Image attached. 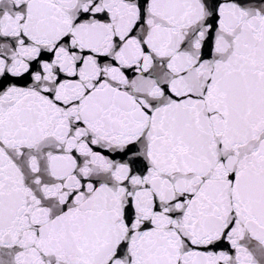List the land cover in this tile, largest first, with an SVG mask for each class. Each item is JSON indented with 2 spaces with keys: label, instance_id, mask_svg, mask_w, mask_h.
Here are the masks:
<instances>
[{
  "label": "snow or ice",
  "instance_id": "6c2138e0",
  "mask_svg": "<svg viewBox=\"0 0 264 264\" xmlns=\"http://www.w3.org/2000/svg\"><path fill=\"white\" fill-rule=\"evenodd\" d=\"M0 264H264V0H0Z\"/></svg>",
  "mask_w": 264,
  "mask_h": 264
}]
</instances>
